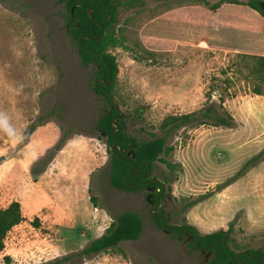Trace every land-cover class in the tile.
I'll return each instance as SVG.
<instances>
[{
    "label": "rangeland",
    "instance_id": "obj_1",
    "mask_svg": "<svg viewBox=\"0 0 264 264\" xmlns=\"http://www.w3.org/2000/svg\"><path fill=\"white\" fill-rule=\"evenodd\" d=\"M231 1L249 0L121 1L114 30L124 46L109 51L118 63L113 94L127 134L150 138L161 133L168 115L219 104L224 79H233L222 97L235 127L199 126L174 134L170 161L177 171L156 163L152 175L161 182L169 177L170 183L154 206L148 190L125 193L110 184V155L95 129L102 102L92 86L94 67L80 64L64 5L0 0V118L10 128L0 127V208L18 201L24 215L7 235L0 264H7L6 257L10 264H210L212 252L168 231L184 220L202 234L233 223L231 248L264 254V161L185 209L264 151V96L250 92L256 84L255 77L246 79L250 69L242 66L240 74L234 66L238 55H264V18ZM124 211L143 218L141 238L85 255L112 216ZM159 215L166 217L163 229Z\"/></svg>",
    "mask_w": 264,
    "mask_h": 264
},
{
    "label": "trees",
    "instance_id": "obj_2",
    "mask_svg": "<svg viewBox=\"0 0 264 264\" xmlns=\"http://www.w3.org/2000/svg\"><path fill=\"white\" fill-rule=\"evenodd\" d=\"M64 5L65 26L71 41L75 44L80 64L83 67H94L93 90L102 102V113L96 120L95 129L100 134L99 140L104 141L110 155L108 178L113 188L125 193L146 192L147 198L157 206L164 199L166 183L170 178L165 177L164 182L152 175L156 163L163 164L171 174L176 173L178 165L170 161L174 146L169 143L170 138L181 130L199 126H213L234 128L236 121L224 106L223 94H227L233 79L227 77L223 81L222 94L219 104L210 103L200 110L178 115L166 116L160 124V134H149L150 138L140 140L126 133V116L120 112L119 105L114 98V87L118 78V63L109 49L123 47V42L115 34L118 21V12L122 0H58ZM243 5L257 12L264 18V0H249L246 3L231 1ZM220 5H214L212 10H217ZM239 61L234 63L242 74V66L250 69L246 79L255 77L256 84L250 89L255 96H264V55L241 54ZM229 69L221 71V76H227ZM217 80L216 78L214 79ZM212 87L207 97H211ZM231 96V95H230ZM233 97V95H232ZM115 120V122H114ZM33 129H30L32 132ZM102 136L105 137L103 140ZM65 138L55 147L59 151L63 147ZM264 161V151L250 159L234 178L224 184H219L213 191L192 198L185 209L209 199L222 192L226 186L244 174L248 167H254ZM182 170V168L180 167ZM167 190H171L168 185ZM93 204L96 199L91 197ZM160 228H165L166 217H155ZM37 218L35 223L37 225ZM24 221L21 204L11 202L8 206L0 208V253L4 249V240L8 233ZM143 218L137 212L124 211L112 216V222L105 232L94 239L87 248L85 255L103 254L119 248L123 242H135L143 234ZM233 223L227 230H218L213 233L202 234L194 225L184 220L182 225L173 226L168 231L173 238H190L189 245L193 248L212 252L210 264H264L262 251L245 250L235 252L230 245ZM10 264V258H5ZM42 264H56L47 262Z\"/></svg>",
    "mask_w": 264,
    "mask_h": 264
},
{
    "label": "clouds",
    "instance_id": "obj_3",
    "mask_svg": "<svg viewBox=\"0 0 264 264\" xmlns=\"http://www.w3.org/2000/svg\"><path fill=\"white\" fill-rule=\"evenodd\" d=\"M7 125L6 120H4L3 118H0V127H5ZM5 130L10 131L9 127H5Z\"/></svg>",
    "mask_w": 264,
    "mask_h": 264
},
{
    "label": "built area",
    "instance_id": "obj_4",
    "mask_svg": "<svg viewBox=\"0 0 264 264\" xmlns=\"http://www.w3.org/2000/svg\"><path fill=\"white\" fill-rule=\"evenodd\" d=\"M7 238H8V237L6 236V238H5V240H4V250L6 249V244H7L6 241H7Z\"/></svg>",
    "mask_w": 264,
    "mask_h": 264
},
{
    "label": "water",
    "instance_id": "obj_5",
    "mask_svg": "<svg viewBox=\"0 0 264 264\" xmlns=\"http://www.w3.org/2000/svg\"><path fill=\"white\" fill-rule=\"evenodd\" d=\"M114 122H115V120H114ZM164 225H165V223H164Z\"/></svg>",
    "mask_w": 264,
    "mask_h": 264
}]
</instances>
